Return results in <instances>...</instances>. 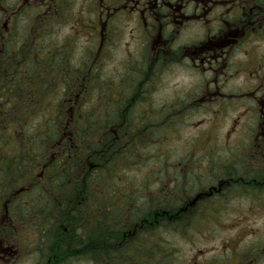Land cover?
<instances>
[{
    "label": "flooded vegetation",
    "instance_id": "obj_1",
    "mask_svg": "<svg viewBox=\"0 0 264 264\" xmlns=\"http://www.w3.org/2000/svg\"><path fill=\"white\" fill-rule=\"evenodd\" d=\"M15 1L19 4L22 0ZM64 4L69 15L65 20L81 21L86 46L81 47L79 37L73 35L53 42L54 34H59L56 27L64 21L53 20L41 41H31L34 50L19 55L13 48H20L29 38L18 28L22 9H15L10 0H0L5 11L0 23L10 15V28L3 24L6 29L0 31L4 39L0 80L11 68L31 67L33 60L39 70L52 66L56 69L51 72L53 83L65 93L84 97V101L97 94L101 118L105 119L153 116L156 96L178 71L187 73L195 88L176 89L170 100L190 102L189 107L194 103L191 114L200 118L227 114L226 125L239 131L238 136L228 131L223 143L212 142V137L200 139L199 146L206 147L208 153L195 159L197 202L190 211L217 214L233 207L235 212L249 209L252 217H261L264 0H29L28 5L36 7V18L43 23L53 8L58 12ZM109 63L114 65L106 70ZM106 131L105 125L100 132ZM37 177L41 180L35 185L45 186L43 182L56 175ZM98 177L99 184L93 189L99 190L105 204V173ZM105 223L102 219L101 225ZM237 223L244 225L245 218ZM244 230L248 234L238 233L224 242L227 253L212 256L203 264H264V230L260 234L252 228Z\"/></svg>",
    "mask_w": 264,
    "mask_h": 264
},
{
    "label": "trees",
    "instance_id": "obj_2",
    "mask_svg": "<svg viewBox=\"0 0 264 264\" xmlns=\"http://www.w3.org/2000/svg\"><path fill=\"white\" fill-rule=\"evenodd\" d=\"M107 104L112 105V102ZM97 117L93 112L94 127L98 125ZM94 135L98 136L97 133ZM104 160L109 167V158ZM195 184L182 193L194 192ZM154 185L155 182L149 179L128 181L127 195L132 197L125 200L122 206L117 205L114 197L113 210L102 225L98 217L89 226L84 224L85 205L63 215L53 211L40 213L47 223L59 228L69 225V230L63 234L57 230L51 241L41 243L38 249L42 256L37 255L36 264H45L44 256L47 255L56 256L58 263L64 260L61 264H68L75 258L84 264H178L180 249L174 246L171 234L186 232L192 227L193 211L185 200L184 204L170 207L172 203L164 197L165 182H159L157 187ZM81 192H87V188L84 186ZM78 199V191L73 190L69 201ZM184 206L187 208L184 209ZM135 218L138 219L131 221Z\"/></svg>",
    "mask_w": 264,
    "mask_h": 264
},
{
    "label": "rangeland",
    "instance_id": "obj_3",
    "mask_svg": "<svg viewBox=\"0 0 264 264\" xmlns=\"http://www.w3.org/2000/svg\"><path fill=\"white\" fill-rule=\"evenodd\" d=\"M29 4V0H22L19 4L15 0H10V5L17 10L23 9V7ZM5 12V11H4ZM14 13H17L15 11ZM67 6L64 4L59 8L57 12L56 9H52V11L48 14L45 22H38L36 19H33L30 23L31 41L39 42L41 41L43 35L49 30L50 24L53 20H64L60 22V25L56 27L59 34H54L53 42H57V40L62 37H70V35L79 37V44L81 47H85L87 39L84 37V32L81 31L83 26L81 25V21L79 20H71L68 17ZM21 23L25 22V18L21 17ZM10 23V15L7 16L4 25L6 27L9 26ZM29 39L24 41V48L28 47ZM30 41V42H31ZM24 52V50H22ZM120 55L121 53L118 52ZM114 64H107L104 66L105 69H111ZM110 72V71H108ZM130 85V84H129ZM177 87L175 88V86ZM195 83L188 77L187 73L183 71H178L176 75L169 80L168 85L164 88L161 95L156 96L159 101L162 102H170V96L176 89H194ZM156 101L155 104L162 103ZM8 108V106H6ZM197 119L195 122H192L188 127L182 128L177 135L167 138V147L170 151H173L174 157L182 156V153L187 149L198 143L201 138L205 140H210L212 137V142L216 140L222 141L223 138L227 137V132L238 136L239 131L235 129H230L226 123L228 122L229 116L227 114H223L220 117L209 116L204 118ZM218 127V128H217ZM217 128V129H216ZM216 129V131H215ZM22 129L16 131V134H21ZM215 131L214 135L213 132ZM10 133L9 127H1L0 134L2 133ZM213 135V136H212ZM0 140L4 142L9 140L6 134H3L0 137ZM154 148V147H152ZM151 157V155L149 156ZM149 171H146V166L140 169V171H136L133 175L137 176V178H143ZM249 209L244 212H235L233 207H230L226 210L225 213H217L219 219H215L213 217H208L205 225L197 230L191 231L190 234L184 238V236H180L178 234H171V241L174 246L180 249V255H182L181 264H203L204 260L199 261L200 259L194 258V255L202 254L207 258L215 256L217 254H225L227 253L223 247L224 242L233 240L236 237V234H248L246 228H252L256 231L257 234H260L264 230V209L259 210L262 214L261 217L254 218L249 214ZM245 218V224L240 226L237 221ZM264 235V234H262ZM246 242V240H245ZM198 257V256H197ZM170 260V259H168Z\"/></svg>",
    "mask_w": 264,
    "mask_h": 264
}]
</instances>
